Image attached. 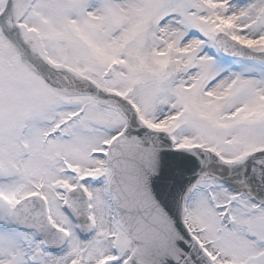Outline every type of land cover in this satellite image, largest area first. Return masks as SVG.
I'll use <instances>...</instances> for the list:
<instances>
[{"label":"snow or ice","instance_id":"6c2138e0","mask_svg":"<svg viewBox=\"0 0 264 264\" xmlns=\"http://www.w3.org/2000/svg\"><path fill=\"white\" fill-rule=\"evenodd\" d=\"M0 264H264V0H0Z\"/></svg>","mask_w":264,"mask_h":264}]
</instances>
